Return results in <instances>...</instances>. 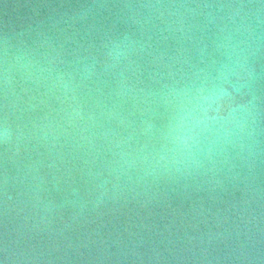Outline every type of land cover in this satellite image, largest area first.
I'll return each instance as SVG.
<instances>
[{
    "label": "water",
    "instance_id": "water-1",
    "mask_svg": "<svg viewBox=\"0 0 264 264\" xmlns=\"http://www.w3.org/2000/svg\"><path fill=\"white\" fill-rule=\"evenodd\" d=\"M0 264H264V0H0Z\"/></svg>",
    "mask_w": 264,
    "mask_h": 264
}]
</instances>
